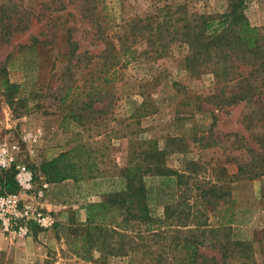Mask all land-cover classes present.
Here are the masks:
<instances>
[{"label": "rangeland", "instance_id": "rangeland-1", "mask_svg": "<svg viewBox=\"0 0 264 264\" xmlns=\"http://www.w3.org/2000/svg\"><path fill=\"white\" fill-rule=\"evenodd\" d=\"M229 4L230 0H0V66L5 65L10 81L19 85L17 99L26 98L25 103H9L0 92V145H17L20 159L33 168L29 145H40L42 136L46 142L59 129L67 150L91 134V146L100 150V168L115 171L127 163L131 151L150 140L164 150L167 167L182 171L192 162L197 180H217L229 189L234 201L230 237L249 242L255 264H264V174H237L238 166L247 165L253 156L247 147H263L264 115L255 112L262 110L257 107L264 105V96L234 102L230 94L244 92L247 79L220 80L205 66H200L199 75L189 74L184 60L188 45L176 32L170 34L188 12L215 16L227 12ZM244 13L264 34V0H245ZM104 47L121 59L111 69L107 86L115 100L89 130L71 123L64 132L59 127L64 111L59 88L73 82L79 90L87 89L98 70L105 69L97 56ZM73 50L82 57L80 67L71 70L75 79L69 80L66 68L75 63L69 60ZM242 70L247 76V65ZM76 91L72 89V99L85 98ZM35 181L39 183V174ZM144 183L151 215L162 216L164 207L177 199V176L147 174ZM73 198L68 206L71 225L59 230L55 222V245L48 247L35 237V254L29 258L14 250H0V258L6 264H91L95 259L123 264L131 257L138 261L140 253L118 260L96 247L86 254L88 261L85 254H76L73 246L82 243L86 230L77 214L89 199H79L77 190Z\"/></svg>", "mask_w": 264, "mask_h": 264}, {"label": "trees", "instance_id": "trees-1", "mask_svg": "<svg viewBox=\"0 0 264 264\" xmlns=\"http://www.w3.org/2000/svg\"><path fill=\"white\" fill-rule=\"evenodd\" d=\"M244 2L230 0L228 11L215 16L188 12L182 25L170 32H176L188 45L184 60L189 74L199 75L200 66H205L220 80L247 79L244 92L230 94L234 102L240 98L252 102L253 96H264V34L250 23ZM75 50L69 57L75 63L66 68L69 80L75 79L71 70L80 67L82 54ZM97 56L104 61L105 69L98 70L87 89L79 90L73 82L59 88L58 101L64 110L59 127L64 132L71 123L89 130V125H95L106 112L105 106L115 100L107 86L112 81L111 69L121 61L119 54L104 47ZM242 65H247V76ZM172 87L180 91L176 81ZM73 88L85 98L72 99ZM0 92L9 103H25L26 98L17 99L19 85L10 81L5 65L0 66ZM104 101L101 108L95 107ZM257 108L264 110V105ZM262 110L255 113L264 115ZM91 137L88 134L85 139L78 138L71 148L31 168L35 176L42 175L47 183L72 180L79 199H89L83 206L85 221L81 222L86 226L85 236L82 243L73 246L76 254H85V261L90 258L86 255L89 250L96 247L118 260L140 253L138 261L131 257L123 264H255L252 245L230 237L234 201L227 187L217 180H197L193 177L197 176V167L192 162L182 171L167 167L163 163L164 150L150 140L144 141L148 145H141L139 151H131L124 166L115 171L102 170L97 160L100 150L91 146ZM262 145L260 149L247 147L253 156L247 165L238 166L237 174L245 173L247 178L264 174ZM1 171L0 192L16 190L13 170ZM147 174L177 176V199L164 207L160 217L151 215L146 201ZM37 230L33 229V233ZM103 260L95 259L91 264H110ZM0 264L6 263L0 258Z\"/></svg>", "mask_w": 264, "mask_h": 264}, {"label": "built area", "instance_id": "built-area-1", "mask_svg": "<svg viewBox=\"0 0 264 264\" xmlns=\"http://www.w3.org/2000/svg\"><path fill=\"white\" fill-rule=\"evenodd\" d=\"M17 150V146H12ZM16 152V151H15ZM0 170H13L16 190L0 192V230L5 235L26 237L33 229L47 230L55 218L43 204L45 186L36 184L34 171L6 145H0Z\"/></svg>", "mask_w": 264, "mask_h": 264}, {"label": "crops", "instance_id": "crops-1", "mask_svg": "<svg viewBox=\"0 0 264 264\" xmlns=\"http://www.w3.org/2000/svg\"><path fill=\"white\" fill-rule=\"evenodd\" d=\"M65 137L59 131V129H54L52 133L47 136V141L45 142L44 136H42L40 145H29V160H31L36 166L39 165L42 161L49 160L64 151ZM17 146V145H16ZM11 152L15 153V156L18 161H23V159L18 156V154L12 149L11 145H7ZM18 147V146H17ZM24 162V161H23ZM3 176V172L0 170V177ZM39 185L45 186L43 204L44 206L52 212L55 218V222H59V226L54 223V226L47 230H37L36 233H33L26 237H17L12 235H5L0 230V250H11L15 251L17 255L28 257L35 254L36 242L35 237L39 239L42 243L51 247L55 245L56 239L54 236L55 226L58 229H62V225H71V222L68 219L69 216V207L74 204L73 195H75L76 188L72 180H65L60 183H47L45 182L42 175H39ZM1 188V184H0ZM77 197L75 198V200ZM77 221H85V211L81 207L79 209V214H77Z\"/></svg>", "mask_w": 264, "mask_h": 264}]
</instances>
